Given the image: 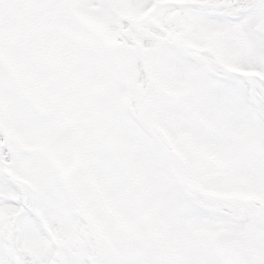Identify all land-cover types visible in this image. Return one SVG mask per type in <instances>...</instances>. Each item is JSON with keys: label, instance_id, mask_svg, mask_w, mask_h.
I'll list each match as a JSON object with an SVG mask.
<instances>
[{"label": "snow or ice", "instance_id": "1", "mask_svg": "<svg viewBox=\"0 0 264 264\" xmlns=\"http://www.w3.org/2000/svg\"><path fill=\"white\" fill-rule=\"evenodd\" d=\"M0 264H264V0H0Z\"/></svg>", "mask_w": 264, "mask_h": 264}]
</instances>
